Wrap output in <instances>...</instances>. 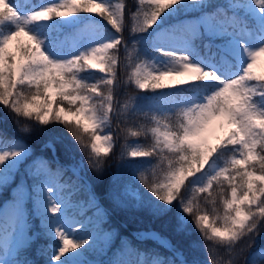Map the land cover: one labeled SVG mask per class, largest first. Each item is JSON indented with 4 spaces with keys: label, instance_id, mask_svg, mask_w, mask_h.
<instances>
[{
    "label": "snow or ice",
    "instance_id": "snow-or-ice-1",
    "mask_svg": "<svg viewBox=\"0 0 264 264\" xmlns=\"http://www.w3.org/2000/svg\"><path fill=\"white\" fill-rule=\"evenodd\" d=\"M179 3L181 0H138L140 30L152 27L162 14ZM189 3L197 5L203 0H189ZM253 3L264 12V0ZM236 4L229 3L222 10L225 32H230L235 21L231 9ZM79 13L100 17L117 33L122 32L123 0L115 7L104 0H58L23 17L10 0H0V27L8 29L0 31L3 33L0 35V105L9 110L18 131L24 135L32 131V124L20 123L21 117L39 125H63L85 154L89 167L100 171L104 158L113 153L117 139L104 134L101 122L113 113L123 116V110L129 107L113 91L120 59V36L71 58L54 60L46 54L42 40L26 27ZM241 48L247 57L242 74L219 81L221 87L206 95L203 102L163 116L141 114L150 117L155 126L141 125L132 130L130 125L140 118L133 117L125 120L118 132L119 137L121 132H126L124 140L128 136L151 134L153 142L148 147L132 148L123 154L133 159H158L164 179L149 180L141 174L140 183L162 204L177 202L184 215L191 218L205 248L215 252L209 264H256L247 253L264 231V104L260 102L264 99V73L253 71L257 57L264 55V45L254 50L243 45ZM161 54L171 57L176 66L154 71L150 64L136 63L127 73L125 83L130 79L140 90H157L217 80L214 72L190 62L186 55ZM85 71L98 72L104 79L89 84L78 78ZM21 155L22 150L16 148L0 151V188L13 177L14 162ZM218 155L221 167L202 186L190 188L191 178L203 172ZM40 162L37 169L29 172L36 182L30 189L26 182L23 187L17 185L10 204L19 206L21 201L32 200L39 209L43 231L28 229L24 234L25 246L17 250L21 215L19 211L8 213L0 209V264H37V260L25 253L42 234L59 241L38 249L45 264L49 258L50 264H63L69 255L79 258L85 249L93 256L104 255L102 244L99 248L90 247L92 235L69 238L74 222L61 215L62 207L67 205L53 200L52 170L47 161ZM89 199L94 201L91 195ZM185 224L181 218L178 230ZM261 253L264 251L253 255L264 258ZM77 264L87 261L77 259Z\"/></svg>",
    "mask_w": 264,
    "mask_h": 264
},
{
    "label": "rangeland",
    "instance_id": "rangeland-1",
    "mask_svg": "<svg viewBox=\"0 0 264 264\" xmlns=\"http://www.w3.org/2000/svg\"><path fill=\"white\" fill-rule=\"evenodd\" d=\"M56 2H58V0H10V3L17 8L22 17L40 7ZM104 2L115 7V4L119 1L104 0ZM222 2H224L225 5L220 4L217 10L209 11L205 8L207 3L206 0H203V3L197 5L189 3V0H181V3L174 5L173 8L162 14L159 20L152 27L147 28V30H140L142 28V24L139 17V11H136L131 15H128L129 18L127 24L125 23L126 20L124 16V24L121 33H117L108 23L104 21V19L89 14L88 19L83 22L81 27L83 31V41L73 48L67 47L66 42H60L57 45L53 44L49 40H45L40 35V27H44L46 29H51L55 25L73 27L80 23L76 14L66 18H53L46 22L29 24L26 27L38 39L42 40L43 49L46 54L49 55L50 59L54 60L71 58L81 52H85L91 48L110 42L118 36H120L122 41L120 45V48H122L120 49V53L123 52V54L119 53L120 60L122 59V61H125V65L127 67L130 66H128V63L130 64V62H132L134 56L137 58L135 64L140 62L150 64L152 66V70L154 71L165 70L176 66L173 59L159 56L154 53L155 51L174 52L188 56L190 58V62L199 64L205 70L214 72L217 76V80L200 82L210 84L211 89L209 92L199 93L196 91L188 95L183 100V108H187L195 103L203 102V98L206 95H210L212 92L218 90L219 87H221L219 81H227L242 74L243 67L247 63V57L244 53V49L241 48V45L249 50H254L257 47L264 45V12L257 9L253 0H220V3ZM229 3H237L231 9L237 24H235L234 28L230 29L229 36L225 38L224 34L226 32L223 30L224 18L223 15H218L217 11L223 14L222 10L225 9ZM212 13H215V15H212ZM247 20H251V26H247V23H245ZM7 30L8 29L5 27H0V31ZM2 34L3 33H0V35ZM201 35L213 40L215 42L213 43L214 46H216L220 51L230 55L234 59L237 68L235 70L224 68L212 59H207V57L200 54L196 47L198 46L197 38ZM217 38L221 39L217 41ZM253 71L256 73H264V55L257 57L256 66ZM127 73L128 72L124 74L125 76L123 75V82L127 79ZM102 79H104V77L101 74V80ZM127 82H131V80L129 79ZM195 83L197 82L176 87L157 89L150 92L147 96H139L138 94L130 95V93L124 91L123 88L120 89V87H118V81L116 80L113 85V91L114 95L119 98L122 103L124 101L128 102L129 107L123 110L125 113L124 115H126L132 107L139 110V114H147L151 113L148 108L149 106L154 107V111L152 112L155 113L157 108H160L159 104L165 102L169 98L170 94L180 91L183 88ZM132 84L135 85L134 83ZM129 97H131V99H129ZM260 102L261 104H264V99ZM118 117H120V115L113 113L109 116L107 121L101 122V128L103 129L104 134H111L116 137L113 133V126L115 119ZM145 126H149V124H146ZM154 126L155 124L151 127ZM132 139L133 138L129 139L126 144L122 145V156L119 165V159L116 158V164L118 166L117 169L116 165L114 166V169L116 170L114 171V181L112 189L107 195L108 198H110L113 203L121 209H127L133 206L139 207L141 205V201H143L144 198L142 197L140 190V186L142 185L140 183V175L143 174L147 179H149L148 176L151 174H149V172L152 170L149 158L133 159L123 154L125 151H130L132 148L139 147L143 149L150 145L148 143L144 146L137 140ZM117 144L118 142L116 139L114 147ZM11 148L22 150V155L14 162V175L13 177H10L9 182L6 184L9 198L5 199L1 203L0 209L4 208L3 211L8 213L19 211L21 215V222L19 225L16 243V249L18 250L25 246V232L28 229H31L33 232H38V229L34 228L36 222V224L41 227L43 231V225L42 221L38 217L39 209L35 206L32 200L26 199L25 197V202L21 201L19 206H13L10 204L11 197L14 195V190L17 188V185H21V187H23L26 182L29 189L31 188V185L36 181L29 177V172H32L40 166V160L47 161V158L42 153H35L30 145L20 138L11 141L8 146H0V151L10 150ZM124 158H126L125 165L122 161ZM139 159H142L143 162H136L134 164L131 174L132 181L125 183V177H123V172L125 171L124 168L127 167L130 162ZM218 169L219 167L216 163L210 162L203 172L191 178L189 181L190 187L195 188L202 186L211 175L215 174ZM77 175L81 177L82 174L77 173ZM158 176L159 175H152L150 180H156ZM163 179L164 172L160 175L159 180L162 181ZM50 186L53 187V200L67 205L66 207H62L61 215H65L70 222H74L72 229H69V238L74 239L76 234L79 235L80 239L86 238L88 235H92V241L90 243L91 248L95 249L99 248L101 244L103 245L102 251L104 252V255L102 256H93L87 249H85L79 258L69 255L64 259L63 264H77V259L86 260L87 264H103V262H107L108 253L110 251L112 241L115 238L116 230H107L103 229V227H99L104 221L108 220L106 208L94 195H92V197H94V201L90 199L86 202L83 200L73 201L71 199L72 191L66 190L68 184L60 181L54 174L51 176ZM3 193L4 189L0 188V194ZM40 196L41 199H43L44 194L42 191ZM187 196H191V191ZM156 202L159 201L154 200L150 203L151 206L156 205ZM96 206L99 207V210ZM177 208L181 210L179 213L180 221L181 218H183L187 222V217L184 215L179 204ZM79 225H82V227H78ZM101 233H103V235H101ZM49 238L51 239L49 241L50 244L59 243L58 240H54L51 237ZM35 240H33L31 244ZM130 252L131 246L127 240L123 238V251L121 253H116L114 257L110 259L109 264H123L122 259L127 261L130 259ZM255 252L259 253L261 252V249H258ZM257 256L252 254V260ZM145 257L146 256L143 252L140 253L138 256L139 262H143ZM178 257L181 258V254L178 253ZM48 264H50V262ZM148 264L174 263L172 261V257L164 262L162 258L154 256L149 260ZM182 264L192 263L183 262Z\"/></svg>",
    "mask_w": 264,
    "mask_h": 264
},
{
    "label": "trees",
    "instance_id": "trees-1",
    "mask_svg": "<svg viewBox=\"0 0 264 264\" xmlns=\"http://www.w3.org/2000/svg\"><path fill=\"white\" fill-rule=\"evenodd\" d=\"M206 1L207 3L205 8H207L209 11L217 10L220 4H225L224 2L220 3V0ZM123 3L125 5V23L127 24L129 18L128 15L139 11V6L137 4L138 1L136 3V0H123ZM217 13L220 16L223 15L219 11H217ZM77 16L81 20H84L89 17V14L79 13ZM246 23L247 26L250 25L249 21ZM235 24H237L236 20L230 29L234 28ZM40 32L44 39L50 40L52 43L57 45L60 42H66L67 47L73 48L83 41V31L81 26L64 28L62 26L56 25L49 30L40 27ZM229 34L230 33L227 32L225 34V38L228 37ZM197 41V50L204 57L212 59L224 68H230L232 70L237 68L233 58L220 51L216 46H214L210 39L200 36L197 38ZM217 41H219V39H217ZM120 49L122 48L119 46L118 55L120 53ZM154 53L159 54L156 51ZM120 54H123V52ZM136 60L137 58L134 56L132 62H130V64L128 63V66H130L127 67L125 65V61L119 59L116 71L118 87H120V89L123 88L124 91L129 92L130 95L138 94L139 96H147L153 90H140L131 82H127L126 84L125 81L123 82V75L126 72L129 73V71H131V68L135 65ZM78 78L86 81L89 84H92L101 80V74L94 71H85L81 72ZM210 89L211 85L208 83L197 82L195 84L189 85L180 91L170 94L169 98L165 102L159 104L160 108H157L155 113L152 112L154 111V107L149 106L148 108L151 113L147 114L156 116L172 114L182 108L183 100L191 93L195 91L204 93L208 92ZM133 117L140 118L135 121V123L130 125L132 130H136V128L140 127L141 125L144 127H151L154 125L152 122H150V117L142 116L139 114V110L134 107H132L126 115L116 118L114 121L113 133L116 135L118 144L113 148V153L104 158L103 167L100 171H93L89 167L85 154L81 152L80 147L63 125L58 123L39 125L33 121H24V118L21 117L19 118L20 123L27 122L32 124V131L27 135H24L18 131V126L13 122V117L10 115L9 110L2 105H0V146H8L14 139L20 138L24 140L31 146L35 153H42L45 155L48 160L49 167L53 171L55 177L68 184L66 190L72 191V200L88 201L89 195L91 194L99 199L102 205L106 208L108 214V220L102 223L103 229L116 230L115 238L112 241V245L108 253V261L103 262V264H109L110 259H112L116 253H121L123 251V238H125L131 246L130 259L128 261L122 259L123 264H148L149 260L154 256L162 258L164 262L172 257L174 264H181V261L173 256L171 251L166 249L157 241L152 239L140 241L134 238L131 232L138 230L158 231L166 239V241L172 245L173 250L181 253L188 263L209 264V259L212 255H215V252L205 248L200 232L195 228L191 218L187 217V222L184 225V228L182 230H178V226L181 222L179 219V213L181 210L177 208V202H174L171 205H166L159 201L156 202V205L151 206L150 203L157 199L143 185L140 186V190L144 199L141 201V205L139 207L133 206L127 209H121L115 203H113L110 198H108L107 195L109 191H111L114 181V171H116L114 166L116 165L117 169V166L121 160L122 145L126 144L131 138L137 140L139 143H142L144 146L153 142L150 133L146 137L141 136L137 138L128 136L127 140L123 139L126 132H121V137L118 136L119 126H121L125 120H131ZM146 124H149V126H145ZM47 142H51L54 145L57 160L53 156L51 149L46 146ZM116 158H119L118 165L116 164ZM122 161L125 165L126 158H124ZM149 161L152 169L149 172V174L151 173L150 176H148L149 180L151 179L152 175H159L156 179L159 180L160 175L163 174L164 171L159 166L158 159L155 157H150ZM136 162L142 163L143 160L139 159L130 162L129 165L124 168L125 171L123 172V177H125V183L132 181L131 174ZM210 162L216 163L219 168L222 165L219 155L214 157ZM57 166H59V171H57ZM166 166L167 165L165 162V167ZM74 169L89 181V188L86 182L76 175ZM2 188L4 189V193L0 194V204L3 200L9 198L7 185ZM190 191L191 190H189V192ZM36 223L34 228L38 229V232H42L41 227H39ZM74 239H80L79 235L76 234ZM50 240L51 239L49 237H46L42 234L40 238L36 239L30 245L25 255L30 259L37 260V264H45L44 257H40L38 249L49 246ZM258 249L264 251V231H262L257 237L255 245L247 253V256L252 260V254ZM142 252L146 257L143 262H139L138 256ZM262 255H264V253H262ZM49 260L50 258L48 261ZM253 261H256V264H264V258H261L260 256H257L255 259H253Z\"/></svg>",
    "mask_w": 264,
    "mask_h": 264
},
{
    "label": "water",
    "instance_id": "water-1",
    "mask_svg": "<svg viewBox=\"0 0 264 264\" xmlns=\"http://www.w3.org/2000/svg\"><path fill=\"white\" fill-rule=\"evenodd\" d=\"M155 234V233H154ZM159 238L161 239V240H163V238L161 237V236H159ZM163 244L165 245V246H167V243L163 240ZM168 247V246H167Z\"/></svg>",
    "mask_w": 264,
    "mask_h": 264
},
{
    "label": "bare ground",
    "instance_id": "bare-ground-1",
    "mask_svg": "<svg viewBox=\"0 0 264 264\" xmlns=\"http://www.w3.org/2000/svg\"><path fill=\"white\" fill-rule=\"evenodd\" d=\"M154 235H156V234H154ZM158 237V236H157ZM154 238V237H153Z\"/></svg>",
    "mask_w": 264,
    "mask_h": 264
}]
</instances>
